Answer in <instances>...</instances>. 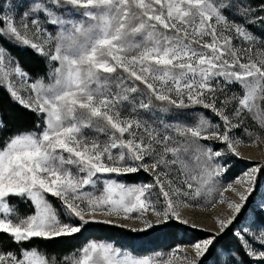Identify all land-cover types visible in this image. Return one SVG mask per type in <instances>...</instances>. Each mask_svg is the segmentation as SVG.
Returning a JSON list of instances; mask_svg holds the SVG:
<instances>
[{
    "label": "snow or ice",
    "instance_id": "1",
    "mask_svg": "<svg viewBox=\"0 0 264 264\" xmlns=\"http://www.w3.org/2000/svg\"><path fill=\"white\" fill-rule=\"evenodd\" d=\"M12 48L40 56L50 82ZM0 88L39 121V131H11L0 113V133H10L0 147V234L16 245L0 248V264H264V200L233 233L236 245L217 249L264 165L224 189L238 199L220 192L230 214L215 216L206 238L166 258L93 240L58 260L33 243L120 219L139 220L136 232L189 225L180 209L228 170L218 158L241 156L235 133L252 136L249 120L264 131V0H0ZM140 171L152 181L113 178ZM14 201L32 213L21 216Z\"/></svg>",
    "mask_w": 264,
    "mask_h": 264
},
{
    "label": "rangeland",
    "instance_id": "2",
    "mask_svg": "<svg viewBox=\"0 0 264 264\" xmlns=\"http://www.w3.org/2000/svg\"><path fill=\"white\" fill-rule=\"evenodd\" d=\"M11 54L14 57H16L12 52H11ZM49 71H50V69L47 66L46 72L44 74H40L38 76H33L28 71L27 72L33 78L45 77V82L48 83L50 81L48 80L46 73ZM235 90L238 91V89H235ZM197 111L198 112H204L205 115H207L212 120L213 123L218 122L214 117L211 116V114L207 110L198 109ZM124 114L127 115V113H124ZM143 118L148 119V116L144 115ZM245 127H247L249 129V131L253 134L252 136L246 135L243 132V130L237 131L235 133L242 140V143L239 144L237 147V150L241 153V156L236 157L234 155H225L221 158H218V160H217L218 163L223 164L225 161H227L228 170L216 179L215 184L211 186V191H209L206 194L202 195L201 197L197 198L196 201L191 202L192 207L180 209L182 217L188 219V217L191 215V217L193 218L192 220H189V222H190L189 225H185V224L181 223L182 225H185L186 227L193 228L190 225L196 224L197 225L196 229H198V230L209 235V232L206 230L215 229L216 226L215 225H214L215 227L205 226L204 224H201V220H203V217L205 215H209V214L213 215L214 213H216V209L219 206H225L226 205V204H221L218 202L220 199V192L223 191V194L225 197L231 196V194L233 192L224 191V189L227 188L228 184L233 183V181H235L237 177L241 176V174L243 172L251 169L252 167L264 165V160L252 161L249 158L242 155V152L245 149L251 148V147H259V146H262L264 144V142H261V141H256L255 143H252V141L255 140V137L257 135H259L262 138V140H264V131H262L256 123H253L251 120H249L246 122ZM36 131H39V129H37ZM2 135H3V133H0V147L3 146V138L8 136L7 135V136H4L2 138ZM100 138L104 139V137H102V136ZM208 143H211L212 146L214 147V149H219V148L224 147V145L216 143V142H208ZM236 160H242L243 162L247 163L248 166L246 168H244L243 170H240V172L238 173L237 176H233L232 173L229 172V170L233 166H235ZM262 172H263V176H262V178H260ZM262 172L257 174V183H256L255 195L253 196V198H255V200L253 202V207L256 209H259L257 207V205H259L261 203V201L264 200V171H262ZM137 174H139V176L136 177L138 179L135 181H130L129 178L126 176H120V177L113 176V178H115V179L119 180L120 182H123L127 185H139V184L149 183L152 181V177L148 173L140 171ZM259 181H260V185L258 188L257 186H258ZM234 186L240 187V185H234ZM49 199H50V201L54 207H56L57 209L60 208V203L58 200L51 198V197H49ZM13 203L17 204V206H18L17 210L21 216H26L28 214H31L33 211V208H32L30 203H23L20 201H14ZM213 205H215V206L213 207ZM229 214H230V212H229ZM214 216H217V215L214 214ZM220 216H224V215H220ZM255 216H256L255 213H253L252 211L249 212V215L245 220H243L242 222L237 223L235 225V227L233 229V231H234L233 233H235L237 231V229L247 226ZM63 218L64 217L61 216V219H63ZM149 218L154 219V217H152L150 214H149ZM113 219L115 220L116 218L113 217ZM170 222H172V221H170ZM174 222H178V221L174 220ZM119 224H127L128 225V227H124L127 229L126 231H119L120 232V235L118 236L119 241L111 240L108 238H105L102 240L91 239L89 241L95 240V241L112 242V243H114V245L116 247H118V248L130 253L134 257H138V258L156 257L158 254L161 257L166 258L168 256V254H170L173 251V249L177 248V246L189 245V244H177L175 246H172L171 242L173 240L171 238H169V239H167L168 241H166V239H165L166 237L162 232L163 231L162 227L164 225L157 226V227H154L152 229H148L146 231H141V232H136V231L131 230L132 228L143 227L142 223L139 220H123V219H120L118 221V223H116V224H106V225L119 226ZM91 228H93V227H91ZM208 235H206L205 237H203L201 239L196 240L195 242L206 238ZM81 247L79 246L75 250H77ZM75 250L68 252V253H65V254H62V255H55V256L52 254H50V255L54 256L58 260H60L64 256L74 252Z\"/></svg>",
    "mask_w": 264,
    "mask_h": 264
},
{
    "label": "trees",
    "instance_id": "3",
    "mask_svg": "<svg viewBox=\"0 0 264 264\" xmlns=\"http://www.w3.org/2000/svg\"><path fill=\"white\" fill-rule=\"evenodd\" d=\"M11 52L18 58L20 64L31 75L38 76L46 72L47 65L45 61L30 49L12 48ZM0 113L3 114L11 131L37 130L36 124L39 123V121H37L35 114L13 102L8 93L4 91L3 88H0ZM9 134L10 133L7 131L3 132L2 138ZM235 162V166H233L229 170V172L232 173L233 176H237L240 170H243L248 166L247 163L243 162L242 160H236ZM138 176L139 174L137 173L126 175V177H128L130 181L137 180L138 178L136 177ZM262 176L263 172L261 173L260 178H262ZM259 185L260 181L257 186L258 188ZM254 200L255 198L252 197L248 203L247 211L243 216L240 217L235 225L245 220L248 217L249 212L252 211L255 214L259 212V209L253 207ZM235 225L232 227L229 233L220 238L217 244V249H222L223 247H234L236 245V240L233 235V229ZM162 228V232L166 237V241H168L167 239L169 238L173 240L171 242L172 246H175L177 244H192L196 240L208 235L196 228L186 227L180 222L174 221L169 222L167 226L164 225ZM126 230L127 229L124 227L106 225L104 223H92L87 226L85 231L77 234L73 238H58L52 241H34L33 243L39 244L41 249H46L49 254L55 256L71 252L77 247L85 245L91 239L102 240L108 238L111 240L119 241V231ZM0 248H2L3 250H14L16 248V245L10 241L9 237L6 234H0ZM213 259L214 257L212 256L208 257L209 264H211Z\"/></svg>",
    "mask_w": 264,
    "mask_h": 264
},
{
    "label": "bare ground",
    "instance_id": "4",
    "mask_svg": "<svg viewBox=\"0 0 264 264\" xmlns=\"http://www.w3.org/2000/svg\"><path fill=\"white\" fill-rule=\"evenodd\" d=\"M242 155H244L245 157L249 158L252 161L264 160V144L262 146H259V147L247 148L242 152ZM241 190H243V189L241 188ZM228 198L238 199V197H236V195L234 193H232L231 196H229ZM214 214L215 215H227V214H229V210H228L226 205L225 206H219L216 209V213H214ZM214 214L213 215H211V214L205 215L203 217V220H201V224H204L205 226H209V227H215L216 225L214 223V217H215ZM192 219L193 218L190 215L188 217V220H192Z\"/></svg>",
    "mask_w": 264,
    "mask_h": 264
}]
</instances>
